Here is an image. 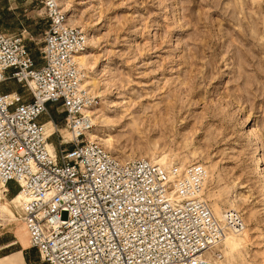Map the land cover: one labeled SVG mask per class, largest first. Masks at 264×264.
<instances>
[{
	"label": "rangeland",
	"instance_id": "obj_1",
	"mask_svg": "<svg viewBox=\"0 0 264 264\" xmlns=\"http://www.w3.org/2000/svg\"><path fill=\"white\" fill-rule=\"evenodd\" d=\"M58 1L91 44L97 140L122 161L203 165L214 212L245 221L221 247L222 264H264V0ZM48 28L45 0H0V30L24 37L39 64ZM4 191L0 233L17 243L0 255L20 248L25 258L0 264H45L15 213L19 200Z\"/></svg>",
	"mask_w": 264,
	"mask_h": 264
},
{
	"label": "built area",
	"instance_id": "obj_2",
	"mask_svg": "<svg viewBox=\"0 0 264 264\" xmlns=\"http://www.w3.org/2000/svg\"><path fill=\"white\" fill-rule=\"evenodd\" d=\"M45 10L42 64L24 37L0 30V185L17 187L30 247L45 264H217L227 232L245 230L242 215L215 214L203 165L122 161L89 137L101 100L82 83L87 35L58 0Z\"/></svg>",
	"mask_w": 264,
	"mask_h": 264
},
{
	"label": "crops",
	"instance_id": "obj_3",
	"mask_svg": "<svg viewBox=\"0 0 264 264\" xmlns=\"http://www.w3.org/2000/svg\"><path fill=\"white\" fill-rule=\"evenodd\" d=\"M3 90L5 92H19V93H22V94H24V92H25L24 89H23V87L21 85L15 83V82H7V83H5L4 86H3ZM49 108H50L51 116L53 117V119L55 121H57V122L60 123V122H62L64 120V114L61 113L60 109H57V107L54 106V105H50ZM47 119L48 118H44L42 121L45 122ZM0 186L3 187L2 185H0ZM11 186H13L16 189L15 193L12 192ZM5 188H7V187H5ZM4 192H6V196H9L10 198L16 197L19 200V198L17 197L18 190H17V187H16V185L14 183H11L8 186V189H6ZM15 213L20 217L19 218L17 216L21 220V216H22L21 209H20V213L19 212H15ZM25 231H27L26 226H25ZM27 234H28V232H27ZM18 235H19V238H20V233H18ZM14 236H16V235H14ZM20 239L18 240L19 242H21ZM16 243L17 242L14 240V238L9 237V235H5V233H0V252L1 251H4V250H7L8 248H10V246H15ZM19 251H22L23 252V255H24V258H25V252H24L23 249H20V248H15V250H13V251L11 250L9 252H3V254L0 255V258L1 257H4L6 255H10L12 253H17ZM1 264H21V263H20V260L19 259H17V258H11V259H7L6 261H3Z\"/></svg>",
	"mask_w": 264,
	"mask_h": 264
},
{
	"label": "bare ground",
	"instance_id": "obj_4",
	"mask_svg": "<svg viewBox=\"0 0 264 264\" xmlns=\"http://www.w3.org/2000/svg\"><path fill=\"white\" fill-rule=\"evenodd\" d=\"M59 2V1H58ZM73 24V23H72ZM91 49V44L88 42V47H87V50L84 52V53H82L80 56H79V62H80V65H81V67H82V83H83V85H85V86H87V83H86V80L89 78L88 77V74L86 73V70H85V67L84 66H86L87 68L90 66V61H89V59H88V53H89V50ZM98 110V109H97ZM97 110L94 112V118H93V121H94V123H95V125H97V122H96V117H97ZM47 127H48V129L51 131L52 130V126H51V123H48L47 124ZM94 130H95V128L93 129V131H91L90 133H89V137L90 138H92V139H94V140H97L98 139V136H95L94 135ZM99 141V140H98ZM100 142V141H99ZM101 143V142H100ZM102 144V143H101ZM262 160L260 159V157H258L257 158V162L261 165V168H260V174H261V177H262V179H263V182H264V167H263V165H262V162H261ZM157 163L158 164H165V163H163V160L161 159V160H158L157 161ZM166 165V164H165ZM166 167H168V166H166ZM3 189H7V188H5V187H3ZM263 194H264V188H263ZM226 213V212H225ZM225 213L224 214H222V216L220 217L219 215H217L216 213V215L219 217V218H221V219H224V216H225ZM230 233H235V234H240V233H242V232H237V231H231V232H227V234H226V236H225V238H224V241H223V245H225V242L226 243H228V244H232L231 243V241H228V235L230 234ZM244 237H248V233L246 232L245 234H244V236H239V238L237 239L240 243H243V241H244ZM227 240V241H226ZM222 245V246H223ZM223 258H224V255H223ZM218 263L217 264H222L223 263V259L221 260V261H217Z\"/></svg>",
	"mask_w": 264,
	"mask_h": 264
},
{
	"label": "trees",
	"instance_id": "obj_5",
	"mask_svg": "<svg viewBox=\"0 0 264 264\" xmlns=\"http://www.w3.org/2000/svg\"><path fill=\"white\" fill-rule=\"evenodd\" d=\"M28 260V259H27Z\"/></svg>",
	"mask_w": 264,
	"mask_h": 264
}]
</instances>
